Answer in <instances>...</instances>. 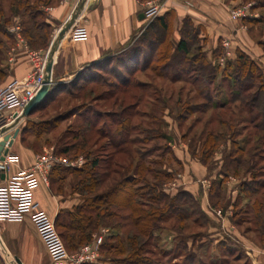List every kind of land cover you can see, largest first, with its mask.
<instances>
[{
	"label": "trees",
	"instance_id": "obj_1",
	"mask_svg": "<svg viewBox=\"0 0 264 264\" xmlns=\"http://www.w3.org/2000/svg\"><path fill=\"white\" fill-rule=\"evenodd\" d=\"M15 5L18 8L16 10L22 15L29 14V19L21 21L24 36L31 45L32 41H39V47H44L49 34L48 31L45 33L43 30L44 28L47 30L49 25L44 20L45 12L41 10V6L32 7L27 0H15ZM174 18L173 12L170 11L153 18L140 29L139 33L135 35L136 37L128 41L122 52L113 56L108 55L101 61L85 67L79 72L84 74L80 76L78 73L75 77L77 81L74 83L78 84L77 82L81 79L85 86L88 82H95L100 79V73L97 70H103L112 73L116 78L113 82L106 81L103 84H109L114 90H119L135 83L132 77L139 68H150L157 77L169 74L172 81L179 79L197 87L195 93L202 100L201 104L183 103L181 99H178L179 110L175 114V120L181 124L189 113L196 111L195 109L202 104H207L209 107L212 104L214 109L221 110L216 114L218 122L230 130L216 132L211 129H203L200 132V138H202L200 149L196 150L195 146L189 145L191 155L207 164V160L221 141L225 142L226 139L231 141V148L227 150L226 161L224 162L223 159V169L220 170L222 177L212 182L209 191L210 205L217 207L220 206V194L225 192L224 177L228 174L237 175L238 169L242 166H245L247 171L254 168L252 163L249 165L243 160L244 148L241 145H236L233 138L237 133L232 130L231 122L226 118H221V115H225L231 107L233 110V106H230L231 102L240 101L242 105L248 106L249 112L256 109L252 119L255 120L263 116L262 128L264 132V80L261 79L262 75L257 63L242 52H238L232 60H225L223 66L218 62L210 61L203 50L205 38L198 36L202 27L194 25L188 17L183 18L178 30V38H175ZM3 29L6 31L5 27ZM191 41L195 44L193 53H191L193 49ZM220 46L219 43L212 51V57L219 58L216 49ZM141 55H143L142 64ZM219 73L220 76H218ZM257 79L259 80L258 86L254 82ZM262 80L263 83H261ZM53 82L51 93L28 116L42 110L54 98L56 90L65 83H60L56 79H53ZM213 82L218 85V92L215 94L208 89L209 84ZM250 88L255 89L247 93ZM224 89L229 90L228 93L226 92L227 94L225 93L227 98L220 99ZM102 95V93L96 95L94 101L101 100L98 97ZM213 99H216L214 103H212ZM158 100L164 101L162 98H158ZM165 106L166 104L163 102L161 108L164 109ZM133 107L134 105H131V107H123L120 111L106 112L104 115L110 119L108 125L105 122H102L100 126L97 125L101 117L104 116L99 109H93L91 115H81L79 123L75 124L71 130L73 142L64 144L55 152L64 156L72 154L73 157L82 154L84 163L79 166H70L55 162L48 173L49 187L51 189L56 185L57 193L61 192L64 181L71 176L69 182L71 192L79 195L81 200L72 209L61 210L54 222L58 234L69 252L89 243L103 223H111L113 220L116 222V219L122 220V223H130L125 235L115 232L107 235V242L101 243V250L106 252L114 250L116 254L124 255L123 258L116 257V259L110 256L108 261L110 264H153L147 257V245L149 239L153 237V231L161 227L159 223H165L170 219L183 223L197 213L204 218L200 223L209 222L201 210L198 199L188 191L181 187L173 194L164 191L163 184L171 180L178 169L164 168L161 170L153 167L161 162L151 159L150 152L157 150L161 145L154 144L150 149L141 151L137 144L162 140L164 149L174 156L168 144L171 136L163 131L162 123H156L151 127H142L144 128L142 137L139 134L133 135V132H140L141 129L137 124L131 123L133 113L131 114L129 110ZM152 113H149L148 118L155 120L156 116ZM60 118V115H54L37 122L26 119V124L22 126L20 134L31 131V134L37 136L47 132L55 128V124ZM107 126L109 128L112 126L113 130L109 131ZM93 135H97L100 139H106L102 145L104 148L106 146L113 148L104 161L102 157H96L89 147ZM95 143L96 141H93V144ZM195 150L198 152V156ZM175 162L180 167L176 158ZM102 166L103 169L100 170ZM252 174L254 176V173ZM254 178L241 184L234 205L243 195L248 200L251 194L256 193L259 188H264V179L256 183ZM255 202L257 208L261 207L262 209V203ZM244 204H248V202L246 201ZM234 213L238 215L240 208ZM235 215L231 219L239 223L240 219H235ZM192 221L196 222L198 218L194 217ZM124 239L125 243L122 241ZM222 244L226 250H229L228 244Z\"/></svg>",
	"mask_w": 264,
	"mask_h": 264
},
{
	"label": "rangeland",
	"instance_id": "obj_2",
	"mask_svg": "<svg viewBox=\"0 0 264 264\" xmlns=\"http://www.w3.org/2000/svg\"><path fill=\"white\" fill-rule=\"evenodd\" d=\"M27 1L32 7H35V5L40 7L42 5H46V3L51 0ZM53 1H58L59 4L76 5L80 0ZM93 1L96 0H86V3H91ZM249 3H252L249 7L251 16L244 17L243 19L236 21H241V23L237 25V28L244 30V33L241 36H237L238 42L233 43L230 40V51L228 56L225 55V48L221 45L220 48L216 49L217 53H219V58L212 57L213 53H211L210 61H213L214 63L218 62L221 66H223L224 62L221 63L220 60L222 57L225 56L224 61L227 59L232 60L238 52H242L257 63L260 67L262 75L261 79H263V0H243L242 3L238 5H246ZM16 9L18 8L15 5V0H0V87L3 85V81L6 80L11 71L13 63L12 59L15 58L16 53L24 52L29 57V51H40L41 53H44L52 47L56 53H59V48H62L65 44H67L68 39H73L71 33H73V31L77 28L84 27L82 22L80 21L77 23L76 21L78 20L75 18L71 26L63 34L55 36L56 32L60 30L64 22L69 18L67 17L63 23L60 22L58 24L49 25L47 30L44 28L43 32L46 33L48 31L49 34V38L44 47H39V41H32L31 45L23 34V26L21 23L22 19H29V14L27 13L26 15H22ZM252 14L255 15L252 16ZM46 16L47 15L45 13L44 20L46 19ZM15 26H18L20 29V37L13 32H10V28ZM143 26L144 25H142L141 28ZM4 27L7 32L3 29ZM68 35L69 38L67 39ZM134 37L136 36L133 35L131 38L133 39ZM131 38L129 40H131ZM190 44L192 48L195 45L192 41ZM204 44L205 39L203 46H205ZM193 52H195L194 48L191 53ZM142 57L143 55H141V64ZM53 65L54 58L51 65V79L53 76ZM97 72L100 73V79L95 82H88L86 86L83 79L78 81V84H75L74 82L77 81L75 78L76 75L73 76L71 80L63 83L61 85L62 87L56 90L54 98L50 100L48 104L42 108V110L32 114L31 116H26L21 121L19 129L26 124V119L37 122L43 118L54 115H60L61 118L58 122H56L55 128L50 129L47 132L40 133L37 136L31 134V131L20 134V143L32 150L37 157L53 153L55 157L61 158L64 163H76V161L80 160L82 165L84 163V157L82 154L73 157L72 154L64 156L55 152L64 144L73 142L71 130L75 127V124L79 123L81 115H91L93 109L101 110L104 115L106 112L120 111L123 107H131V105H134L133 109L129 110L131 114L133 113V116H131V123L137 124L141 127L140 132H133V135L139 134L142 137L144 135V128L142 127H151L156 123H162L161 125L163 131L170 135L171 139L177 141V146H181V144L184 143L189 152V145L195 146L196 150L200 149V143L202 141V138H200V132L203 129H211L216 132H226L227 130H230L218 122L216 114L221 112V110L218 111L214 109L212 104L210 107L207 104L199 105L197 109H195L196 111L189 113L188 117L185 118V121H182L181 124L175 120V114L179 110L177 103L178 99H181L183 103L187 102L193 105L197 103L201 104L202 100L195 93L197 87L192 86L189 82L179 79L172 81L169 74H165L166 76L164 77H157L150 68H139L132 77V80L135 81L133 85H129L123 89L114 90L111 85L109 86V84H103L106 81L113 82L116 80L112 73L110 74L108 71L103 70H97ZM83 74L84 73H79L80 76ZM218 76H220V73ZM254 82L256 86L259 85L258 79L254 80ZM261 83H263V80ZM208 89L211 93L215 94L218 92V85H216V82H213L212 84H209ZM254 89L255 88H250L247 93L254 91ZM112 91H114V93H111ZM226 92L228 93L229 90L224 89L220 99L227 98ZM100 93L103 94L98 97L101 100L94 101L96 95ZM158 98H162L164 100L163 102L166 104L164 109L161 108L163 102L158 100ZM214 101H216V99H213L212 103H214ZM231 104L232 105L230 106H233V110L231 107L228 110L229 112L227 111L225 115H221V118H226L231 122L230 125L232 130H235L237 133L233 136L236 141L235 144L241 145L244 148L243 160L248 162L249 165L252 163L254 167L252 168L253 170L247 171L245 166H242L238 169L237 175L228 174V176L237 177L239 190L241 184L243 182L245 183L250 181L251 178L255 177L254 179L257 181L256 183L263 181L264 179L263 116L254 120L252 118L254 117L256 109L249 112L248 106L242 105L240 101H234L231 102ZM150 112H153L152 114L156 116L155 120L148 118V116H150ZM109 120V117L104 115L101 117V120L97 125L100 126L102 122H105L108 125ZM189 126H191V129L188 128ZM107 129L109 131L113 130L112 126L110 128L107 126ZM256 134H258V136H256ZM183 135H185V137H183ZM92 139L93 140L89 144L92 153L96 157H102L104 161V158L107 154L111 153L113 148L111 146H106V148H104L102 145H104L103 143H105L106 139H100L97 135H93ZM93 141H96V143L93 144ZM226 141H221L211 157L207 160L206 166L209 169H214L216 171H218V169L219 171L223 169V159L225 162V154L227 153V150L231 148V141L229 142L228 139H226ZM154 144H159L161 146H159L160 148L157 150L151 151L150 157L151 159L160 161L161 163L153 165V167L161 170L164 168H172L174 170L178 169V171L174 173V177L168 181L174 184L170 186L169 189H164L163 187L165 192L169 194L175 193L179 187L182 188V185L179 182L181 167H179L175 162V157L171 155L169 151L164 149V142L162 140L148 141L147 143L137 144V147H139L141 151H145V149H150V147ZM102 169L103 166L100 170ZM252 173H254V176H252ZM217 179H219L218 176L216 180ZM70 181L71 176L64 181L61 192L58 193L64 196V198L74 197V194L70 189ZM201 183L206 184L207 181L202 180ZM51 190L56 193V185L52 186ZM222 192L224 191L222 190ZM220 197V206L212 208H219L222 211V209L228 205V202L225 192L220 194ZM242 197L235 205L232 206L231 209L232 214L235 215L234 212L239 211L240 208V213L234 217L235 219H240V227H238L239 232L244 233L249 227L250 229L257 231L255 235H263L264 189L259 188L256 193L251 194V197L248 198V200L244 195ZM246 201L248 204H244ZM255 201L262 203V209L261 207L257 208ZM216 215L217 214L215 213V216ZM194 217H197L198 221L193 222L192 219ZM203 220V216L197 213L191 218L185 220L183 223L177 222L174 219H170L165 223H159L161 227L155 229L153 231V237L149 239V243L147 245V257L151 259L153 264H252L248 255L244 252L241 251L239 252L240 255H237V249L230 248L229 250H226L219 242H217L222 238L218 236L219 233H216V230H219L218 228L221 227V223H200L203 222ZM231 220L232 222L237 223L234 219ZM129 224L130 223H122V220L119 219H116V222L113 220L111 223H103L94 235L100 234L102 236L103 244L108 241L107 235L115 232L125 235ZM209 227L211 229H209ZM249 237H254L253 233H250ZM122 241L125 243V239ZM91 242L92 240L89 243ZM102 244L98 247L97 259L94 262L83 264H110V262H108L110 256H113L115 259L116 257H124V255L116 254L114 250H109L108 252L101 250L100 247ZM78 249L71 251L70 254L77 252Z\"/></svg>",
	"mask_w": 264,
	"mask_h": 264
},
{
	"label": "crops",
	"instance_id": "obj_3",
	"mask_svg": "<svg viewBox=\"0 0 264 264\" xmlns=\"http://www.w3.org/2000/svg\"><path fill=\"white\" fill-rule=\"evenodd\" d=\"M243 0H96L86 3L83 10L76 17L84 25L73 31V39H68L67 46L54 51V65L52 79L63 83L71 80L85 67L101 61L106 56L117 55L123 51L129 39L137 35L142 25H146L153 18L166 12H173L175 38L184 17H188L194 25L202 27L201 38H205L203 50L207 58L223 38H229L233 43L238 42L237 36L244 33L237 28L240 22L229 19V9L241 4ZM158 4L159 13L153 18L143 14L147 3ZM88 5V6H87ZM75 5L59 4L51 0L40 8L46 13L45 22L48 25L64 22L74 10ZM142 15V16H140ZM58 31L56 32L57 35ZM55 35V36H56ZM12 67L3 85L13 79H21L31 69L28 55L24 52L16 53L12 59ZM263 80H264V7H263ZM21 128L9 147V153L17 157V161L10 163L8 175H20L21 184L11 189L13 203L23 211L22 219L18 221L0 220V238L12 257H17L21 264H50L55 258L70 254L66 249L55 227V218L61 210H70L80 203L79 196L64 198L61 194L49 188L38 172L32 170L37 156L19 141ZM173 154L180 164L179 182L182 189L188 191L199 201L201 210L209 219L208 223H221L216 230L220 240L230 248L237 249L248 255L252 264H264V232L255 235L248 227L245 232H239L240 223L232 222V206L239 194L237 177L226 176L223 187L228 205L222 209L221 216H215L209 201V191L213 180L222 177L221 172L209 169L191 153L182 143L170 139ZM179 147V148H178ZM185 147V148H184ZM207 183H201V181ZM264 189V188H263ZM175 192V191H173ZM173 194V193H172ZM220 226V225H219ZM212 227V226H211ZM216 228V227H214ZM209 229H211L209 227ZM215 233V231H214ZM253 233L254 237H249ZM226 237V238H223ZM229 248V249H230ZM231 249V250H232ZM0 264H6L0 257ZM12 264H17L13 261Z\"/></svg>",
	"mask_w": 264,
	"mask_h": 264
},
{
	"label": "built area",
	"instance_id": "obj_4",
	"mask_svg": "<svg viewBox=\"0 0 264 264\" xmlns=\"http://www.w3.org/2000/svg\"><path fill=\"white\" fill-rule=\"evenodd\" d=\"M252 3L246 5H235L229 9V19L233 22L239 21L244 17L251 16L249 7ZM159 5L154 3H147L143 11V14L148 18H153L159 13ZM255 14H252V16ZM20 29L18 26L11 27L10 32H13L18 37ZM222 47L225 48V55H229L230 39L223 38L221 40ZM48 50L44 53L40 51H29V57L32 64L30 71L21 79L10 80L5 85L0 87V129L9 126L15 122L16 118L22 112L23 107L34 96L37 90L40 88L44 76L46 74V60ZM222 57L221 63L224 62ZM21 119L16 123L15 127H19ZM14 128L8 130V133H12ZM1 139V136H0ZM17 161V157L13 153H7L3 161H0V170L5 173L4 179H0V220L4 221H18L23 217L22 209L13 203V196L11 195V189L18 187L21 184L20 175H8V167L10 163ZM55 162H61V158H57L53 153L37 157L32 165V170L38 172L42 180L48 182V173L51 166ZM81 161L76 163H64L70 166H79ZM174 183L164 184V189H169ZM217 216H221L222 211L220 209L213 210ZM102 243V236L100 234L93 235L91 243L81 246L77 252L73 254H67L62 257L55 258L50 264H83L94 262L98 257V247Z\"/></svg>",
	"mask_w": 264,
	"mask_h": 264
},
{
	"label": "water",
	"instance_id": "obj_5",
	"mask_svg": "<svg viewBox=\"0 0 264 264\" xmlns=\"http://www.w3.org/2000/svg\"><path fill=\"white\" fill-rule=\"evenodd\" d=\"M86 4V0H80L74 10L70 14L69 18L64 22L63 26L60 28L56 36L63 34L73 23L75 18L79 15V12L83 9ZM142 16V15H140ZM54 48L48 50L47 60H46V74L42 81L40 88L34 94V96L27 102V104L23 107L22 112L16 118L15 122L9 126L3 127L0 129V161L4 160L5 155L9 151V147L12 145L14 138L19 132V127H15L16 123H18L21 119H24L28 116L33 109L42 103L47 96L51 93L52 87L54 85L53 80L51 79V65L53 63V53ZM14 128L12 133H8L7 131ZM5 173L0 170V179H4ZM0 257L6 264H12L15 261L17 264H21L20 260L17 257H12L8 250L6 249L5 245L3 244L0 238Z\"/></svg>",
	"mask_w": 264,
	"mask_h": 264
},
{
	"label": "bare ground",
	"instance_id": "obj_6",
	"mask_svg": "<svg viewBox=\"0 0 264 264\" xmlns=\"http://www.w3.org/2000/svg\"><path fill=\"white\" fill-rule=\"evenodd\" d=\"M76 6V5H75Z\"/></svg>",
	"mask_w": 264,
	"mask_h": 264
}]
</instances>
